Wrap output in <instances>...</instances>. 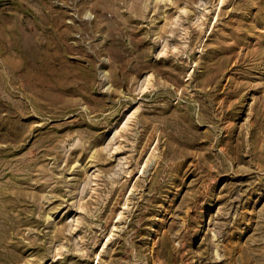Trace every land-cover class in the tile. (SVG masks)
<instances>
[{
	"label": "rangeland",
	"instance_id": "obj_1",
	"mask_svg": "<svg viewBox=\"0 0 264 264\" xmlns=\"http://www.w3.org/2000/svg\"><path fill=\"white\" fill-rule=\"evenodd\" d=\"M0 264H264V0H0Z\"/></svg>",
	"mask_w": 264,
	"mask_h": 264
}]
</instances>
